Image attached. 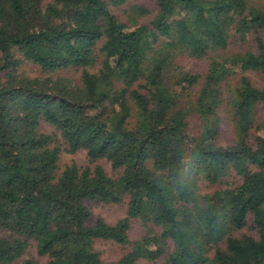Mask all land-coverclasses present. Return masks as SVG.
Returning <instances> with one entry per match:
<instances>
[{
  "label": "trees",
  "instance_id": "1",
  "mask_svg": "<svg viewBox=\"0 0 264 264\" xmlns=\"http://www.w3.org/2000/svg\"><path fill=\"white\" fill-rule=\"evenodd\" d=\"M125 1L0 0V264H40L31 247L44 264H264V87L232 82L264 77V0H154L129 22ZM44 124L88 163L59 171ZM91 201L127 215L92 223ZM250 216L259 237L237 236Z\"/></svg>",
  "mask_w": 264,
  "mask_h": 264
},
{
  "label": "rangeland",
  "instance_id": "2",
  "mask_svg": "<svg viewBox=\"0 0 264 264\" xmlns=\"http://www.w3.org/2000/svg\"><path fill=\"white\" fill-rule=\"evenodd\" d=\"M134 4H143L149 7L153 13L157 11L154 0H126L124 3L120 5H111L112 11L119 17L120 20L124 22H129L131 17H134V14L130 12L131 7ZM151 19L150 15L148 16H140L137 17V21L139 23L149 22ZM181 59V58H180ZM184 59H181V62ZM184 63L188 66L195 68L193 62L188 59L184 61ZM25 71L29 73L34 72V68L31 66H26L24 68ZM61 75L68 76L70 78H78L81 74V71L75 69H69L60 72ZM245 74L250 78L252 83L256 86L264 87V77L261 73L255 70H247L245 72H240L238 70L237 76L233 77L232 82L235 84L240 75ZM263 112V111H262ZM219 117H220V126H221V134L219 141L221 144H226L231 135V131L233 129V123L230 120V116L226 110L225 106L220 107L219 109ZM200 122V120H199ZM200 125V123H198ZM42 130L48 133L51 136V144L52 146H56L60 148L59 154V171H62L66 165L69 164H78L84 165L88 163V155L87 151L83 148L77 149L76 151H69V146L64 138L61 136L60 132H58L53 126L49 124H44ZM107 172L113 174V170L111 164L109 162H103ZM237 181L235 178L231 179V182ZM89 208L92 213V217L90 222H95L98 219H103L104 221L115 224L118 220L125 217L127 215V202L119 203V204H101L97 202H89ZM148 232V231H147ZM144 233V228L138 223L133 222L132 228L130 231V236L132 239H139ZM237 236L241 235H251L254 237H259L258 230L255 228L253 223V218L249 217V222L247 225L236 232ZM95 248L101 253V257L105 261H112L119 257V253L121 252V248L112 244L108 241H98L95 243ZM25 257H36L40 260V264H44L46 262V258L40 257L35 247H31ZM140 264H151L148 261H142ZM161 264V263H159Z\"/></svg>",
  "mask_w": 264,
  "mask_h": 264
}]
</instances>
